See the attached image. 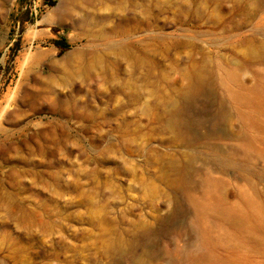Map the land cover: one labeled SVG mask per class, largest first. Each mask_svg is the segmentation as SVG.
<instances>
[{
  "label": "rangeland",
  "instance_id": "obj_1",
  "mask_svg": "<svg viewBox=\"0 0 264 264\" xmlns=\"http://www.w3.org/2000/svg\"><path fill=\"white\" fill-rule=\"evenodd\" d=\"M255 51L264 0H0V264H264Z\"/></svg>",
  "mask_w": 264,
  "mask_h": 264
},
{
  "label": "bare ground",
  "instance_id": "obj_2",
  "mask_svg": "<svg viewBox=\"0 0 264 264\" xmlns=\"http://www.w3.org/2000/svg\"><path fill=\"white\" fill-rule=\"evenodd\" d=\"M58 15H59V21L62 22L63 24L70 25L71 23L72 24L74 23L73 11L68 10V9H62L59 11ZM124 19H126V18H124ZM255 53L258 56L264 57V51H255ZM225 77H227V76H225ZM222 82L225 83L226 79L223 78ZM208 83H209L208 77L206 76V78H205V75L202 72L194 71V72L190 73L189 82H188L186 88L183 89L182 91H179L178 96L171 103L169 102L167 108L164 110V116L167 117L166 128L175 137H181V134H180L181 126L179 127L178 116H179V113H180L183 105L185 103H187L189 100L197 97L204 90V88L207 86ZM233 96H234L233 99L235 101L244 102L246 104L251 103L250 102L251 99L250 98H249L250 100L247 99L249 96L246 95V97H245L243 95V93L236 92L233 94ZM245 121L249 124L255 123L253 118H247ZM189 160H190V158H189ZM168 168L170 170L174 171L177 176H179L178 177L179 179L176 180L177 183H182L185 166L182 165L178 160L177 161L174 160L170 163ZM219 209H221V208H219ZM219 212H221V211L219 210ZM224 212H222V214ZM121 246H122V244H120V243H114V244L110 245V247H111L110 249L116 250ZM108 249H109V244L107 245V250Z\"/></svg>",
  "mask_w": 264,
  "mask_h": 264
}]
</instances>
